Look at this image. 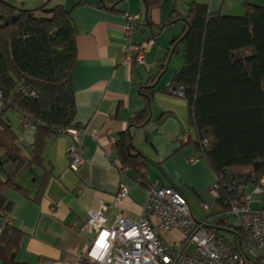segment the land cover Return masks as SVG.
<instances>
[{
  "label": "crops",
  "instance_id": "0c3cea01",
  "mask_svg": "<svg viewBox=\"0 0 264 264\" xmlns=\"http://www.w3.org/2000/svg\"><path fill=\"white\" fill-rule=\"evenodd\" d=\"M6 1L30 10L49 2ZM155 1L151 0L152 6L147 7L144 0H124L116 10H108L98 7L100 0H53L72 12L76 24L77 62L72 82L75 122L81 131L85 163L77 171L70 169L67 149L74 141L71 136L60 134L47 143L44 166L33 167L22 177L27 181H19L28 194L6 192V199L12 204V226L22 231L16 251L18 264H78L92 240L81 233L82 227L89 211L98 210L102 203L103 214L111 222L120 214L132 221L140 219L147 201L146 187L135 181L131 170L123 174L110 161V157L118 161L115 143L128 131L135 148L149 161L147 178L151 185L182 193L194 217L195 209L203 205L209 204L211 213L214 211L216 201L210 195V187L216 176L194 146L182 147L186 143L183 136L189 107L185 99L168 91L183 67V53L171 71L174 53H170V47L174 39L183 35L184 18L192 4H207L211 13L242 16L245 4L264 5V0H162L157 6ZM126 15L137 17L129 37ZM174 18L177 20L170 23ZM129 43L150 45L144 53V64L123 63L124 47ZM169 54L168 67L154 85L149 121L141 127H130L131 119L147 106L140 87L153 84ZM23 132L32 135L28 142L31 145L33 129L28 127ZM38 168L39 174H34ZM33 177L35 184L27 186ZM121 183L127 185L129 194L117 201ZM161 238L169 247L182 241L175 231L162 234ZM0 264H4L1 259Z\"/></svg>",
  "mask_w": 264,
  "mask_h": 264
},
{
  "label": "trees",
  "instance_id": "16d2710c",
  "mask_svg": "<svg viewBox=\"0 0 264 264\" xmlns=\"http://www.w3.org/2000/svg\"><path fill=\"white\" fill-rule=\"evenodd\" d=\"M47 1L30 10L0 0V211L12 209L5 196L8 190L28 194L19 181L33 167L44 166L47 143L63 131L79 129L72 82L77 62L76 24L71 11L60 3L50 7L53 0ZM122 1L100 0L98 7L116 10ZM144 2L152 6L151 0ZM243 10L242 16H230L211 13L207 4H192L184 18V33L174 39L170 50L173 54L181 46L183 53V67L171 83L172 88L183 90L189 107L186 130L190 136L182 147L194 146L219 180L220 198L212 213L219 218L230 210L234 197L224 186L225 170L239 178L264 177V5L247 3ZM171 54L153 84L140 87L147 106L131 119L130 127L149 121L154 85L166 71ZM10 113L33 129L28 156ZM115 149L119 159L113 162L120 172L131 170L139 185L149 187V161L133 145L130 131L120 135ZM217 228L229 232L232 240L228 242L246 256L243 248L249 239L240 227L220 218ZM21 239L20 229L12 225L3 229L0 259L4 264H18ZM246 259L263 264L261 259Z\"/></svg>",
  "mask_w": 264,
  "mask_h": 264
},
{
  "label": "built area",
  "instance_id": "2783aa9c",
  "mask_svg": "<svg viewBox=\"0 0 264 264\" xmlns=\"http://www.w3.org/2000/svg\"><path fill=\"white\" fill-rule=\"evenodd\" d=\"M128 26L126 34L129 37L135 29L137 17L126 15ZM149 44L141 46L129 43L124 47L123 63L127 66L144 64V53L149 50ZM28 92L27 88H23ZM171 95L184 98L182 89L171 88ZM0 91V105H2ZM24 131L30 127L26 121H21ZM72 137L74 143L67 149L70 169L77 171L84 163L81 143V131L68 129L63 131ZM190 133L186 130L183 141L188 142ZM23 141V140H21ZM206 144V142H205ZM110 161L116 166L115 162ZM127 170H123L125 174ZM224 186L234 194L230 210L220 218L225 224L237 226L248 236L249 242L244 245L246 256L238 253L223 232L218 230L219 217L211 215V207L203 205L209 217L197 220L191 211L188 200L174 188L150 185L146 188L147 201L140 219L132 221L122 214L111 222L104 214L105 204L98 210H90L81 233L91 236L86 252L80 257L78 264H253L246 258L251 257L264 264V177L255 174L239 178L229 170ZM220 182L216 179L210 187V194L217 201L220 198ZM129 194L125 183L119 186L116 196L121 201ZM260 205L252 208V205ZM10 212L0 211V234L6 226L12 225ZM178 232L182 241L177 247L164 244L161 235ZM190 246L194 252H187Z\"/></svg>",
  "mask_w": 264,
  "mask_h": 264
},
{
  "label": "rangeland",
  "instance_id": "374dc122",
  "mask_svg": "<svg viewBox=\"0 0 264 264\" xmlns=\"http://www.w3.org/2000/svg\"><path fill=\"white\" fill-rule=\"evenodd\" d=\"M56 4H57V3H56ZM53 6H56L54 2H52V3L50 4V7H53ZM170 48H171V47H170ZM179 59H182V49H181V46L179 47V50H178L177 52L174 53L173 62L171 63V71H172L173 68L178 64ZM167 77H168V73L166 74V76H165L164 79H166ZM164 79H163V81H164ZM8 116H9V118L11 119V121H12V123H13L14 129L16 130L17 135L19 136V140L22 139V138H24L25 143H24L23 141H21V143H22V148H23V152L26 153V154H28V153L31 151V146L28 145V142H29L30 139L32 138V137H31L32 135H31V134H28V135H27V134H25V133L23 132V129H22V125H21V123H20V120H19V118H18L15 114H11V113H10ZM31 132H32V131H31ZM22 140H23V139H22ZM38 170H39V168H38V169H35L34 174H35V172L38 171ZM31 171H33V170H31ZM36 173L39 174V172H36ZM161 176H162V178H163V181H164L166 184H168L167 181L165 180V178L163 177L162 174H161ZM24 181H25V182L27 181L26 178H25V179H23V178L20 179V183H24ZM159 182H160V181H159ZM32 184H35V178H34V177L28 181L27 186H29V185L31 186ZM210 195H211V194H210ZM211 196H212V195H211ZM212 198H213V197H212ZM208 205H209V204H208ZM209 206H210V205H209ZM258 207H260V205H256V204L252 205V208H258ZM212 213L214 214L215 212L213 211ZM212 213H211V215H212ZM194 215H195V217H196L197 220H201V221L206 220V219L209 217V215H207L206 212L204 211L203 206H202V208H197V209H195V211H194ZM223 234H224V236H225L227 239H231V240H232V235H231L229 232H223ZM176 247H177V248H180V246H176ZM187 252H188L189 254H192V253L194 252V247H193V246H190V247L188 248Z\"/></svg>",
  "mask_w": 264,
  "mask_h": 264
}]
</instances>
